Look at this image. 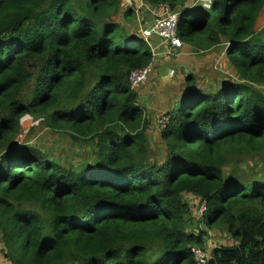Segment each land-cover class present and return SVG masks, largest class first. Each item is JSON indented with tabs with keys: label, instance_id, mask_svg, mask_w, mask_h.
<instances>
[{
	"label": "trees",
	"instance_id": "16d2710c",
	"mask_svg": "<svg viewBox=\"0 0 264 264\" xmlns=\"http://www.w3.org/2000/svg\"><path fill=\"white\" fill-rule=\"evenodd\" d=\"M142 2L178 12L177 37L195 51L222 45L239 77L212 90L188 82L157 129L161 151L129 84L152 52L116 21L121 0H0V252L10 264H197L191 247L205 250L220 228L234 243L208 250L205 264H264V0ZM26 115L85 157L60 163L19 142ZM245 159L257 167L235 168Z\"/></svg>",
	"mask_w": 264,
	"mask_h": 264
},
{
	"label": "crops",
	"instance_id": "0c3cea01",
	"mask_svg": "<svg viewBox=\"0 0 264 264\" xmlns=\"http://www.w3.org/2000/svg\"><path fill=\"white\" fill-rule=\"evenodd\" d=\"M132 1L135 3L137 2V8L140 7L142 19L146 22L144 27L161 13V9L158 5L151 6L143 3L142 0H121V11L123 12L125 7L133 8L132 5H130ZM191 2H193V0H187L186 3L188 4ZM194 2L204 8L200 0H194ZM136 10L137 9H135V11ZM120 25L122 26V24ZM127 32L135 33L133 31ZM160 40V38L154 35L146 40L153 56V71L150 73L147 80L136 89V101L144 108L149 127L151 119H153L158 112L164 113L166 111L165 113H167L174 109V104L180 99L181 93L186 89V84L188 82H194L197 88L204 90H212L211 88L218 87L221 82V75H218L217 68V64L220 60L218 54H216L214 50L216 47L222 45L204 51H198V53L204 52L205 55L200 58L195 57L194 59V57L192 58L190 56L191 50L193 49L190 45L183 43V48L177 51L175 56H170L166 54V46L162 44ZM221 53L223 55L225 54L224 48L221 49ZM193 55L196 56L197 51L195 52L194 50ZM171 68L174 69L176 73L172 77H169L167 73ZM155 78L161 80L159 84L154 82ZM199 82H206L207 85L200 86V84H198ZM168 83L171 84L170 87L165 86V84ZM1 247L2 244L0 241V250ZM0 264H10L3 258L1 252Z\"/></svg>",
	"mask_w": 264,
	"mask_h": 264
},
{
	"label": "rangeland",
	"instance_id": "374dc122",
	"mask_svg": "<svg viewBox=\"0 0 264 264\" xmlns=\"http://www.w3.org/2000/svg\"><path fill=\"white\" fill-rule=\"evenodd\" d=\"M137 3V2H136ZM134 1L131 2L130 5H132L134 9V13L131 15V17H128L127 19L124 18L122 15V11L115 16V19L118 23L122 24V26L127 31H133L135 33H138L140 35V31L143 30L145 21L142 19V15L140 13V7L136 5ZM130 7H125V9ZM135 9H137L135 11ZM264 26V25H263ZM223 47H216L215 53L218 54L219 63L217 64L218 68V75H222L221 77L230 78L233 81L239 82V77L237 76L236 72L231 68L230 64L227 61V58L225 57V54L223 55L221 53V49ZM194 49L191 50V57L195 59V57L200 58L205 55L204 52L197 51V55H193ZM196 52V51H195ZM220 52V53H218ZM222 54V55H221ZM176 73V72H175ZM160 79L155 78V83H160ZM219 81V80H218ZM200 86L207 85L206 82H199ZM166 87H170L171 84H165ZM256 88L261 89L264 91V82L260 84H256ZM179 105V100L174 104V109L172 111H176ZM170 106V105H169ZM168 107V106H167ZM166 112V111H165ZM164 112V113H165ZM158 112L157 115L151 119L150 127L147 129L148 137H150L152 141V145L155 149L158 151H161V139L159 132H157V129H159V121L161 117L164 115V113ZM146 114V113H145ZM26 118V119H25ZM147 118V115H146ZM20 126L21 129L17 135V140L22 141L24 140L27 142V144H31L34 147H37L41 149L43 152H45L49 158H51L53 161L58 162H73L78 163L82 160V156L85 157L86 155V147L82 146L79 142H72L67 137L66 134L62 132H53L50 129L46 128L41 120L34 119L33 117L26 115L20 120ZM160 130V129H159ZM156 132V133H154ZM248 165L250 167H257L255 163V159L253 160H242L240 163L237 164L236 167L240 169H249ZM229 167L227 166L225 168V171H228ZM187 201L191 200L189 198H185ZM195 205V204H193ZM202 208V207H201ZM200 213V211H199ZM195 218L194 221L195 222ZM189 228H191L193 235L196 236L197 232L200 230L201 226L195 227L194 224L191 225ZM234 242L231 240L229 235L227 234L226 230L223 228L218 229H209L206 234V241L204 244L205 250H211L215 246L220 245H230Z\"/></svg>",
	"mask_w": 264,
	"mask_h": 264
},
{
	"label": "built area",
	"instance_id": "2783aa9c",
	"mask_svg": "<svg viewBox=\"0 0 264 264\" xmlns=\"http://www.w3.org/2000/svg\"><path fill=\"white\" fill-rule=\"evenodd\" d=\"M204 9H208L212 0H200ZM158 6L161 13L157 15L150 23H148L143 30L140 31V37L146 41L150 36L154 35L160 38L161 43L166 46V54L175 56L177 51L183 48V42L177 37L178 12L171 11L168 4L160 3ZM153 64L150 63L142 68L132 70L129 75V84L136 90L142 83H144L151 71ZM175 74L174 69H169L167 76L172 77ZM168 115L164 114L159 121V129H162L164 124L168 122ZM202 207V208H201ZM205 209L204 205L199 207L202 212ZM199 213V212H198ZM191 252L197 264H205L207 260V251L199 247H191Z\"/></svg>",
	"mask_w": 264,
	"mask_h": 264
},
{
	"label": "clouds",
	"instance_id": "9594fccd",
	"mask_svg": "<svg viewBox=\"0 0 264 264\" xmlns=\"http://www.w3.org/2000/svg\"><path fill=\"white\" fill-rule=\"evenodd\" d=\"M152 63V62H151ZM19 142H21V141H19Z\"/></svg>",
	"mask_w": 264,
	"mask_h": 264
},
{
	"label": "flooded vegetation",
	"instance_id": "af4514ba",
	"mask_svg": "<svg viewBox=\"0 0 264 264\" xmlns=\"http://www.w3.org/2000/svg\"><path fill=\"white\" fill-rule=\"evenodd\" d=\"M152 71H153V70H152ZM152 71H151V72H152Z\"/></svg>",
	"mask_w": 264,
	"mask_h": 264
},
{
	"label": "bare ground",
	"instance_id": "6f19581e",
	"mask_svg": "<svg viewBox=\"0 0 264 264\" xmlns=\"http://www.w3.org/2000/svg\"><path fill=\"white\" fill-rule=\"evenodd\" d=\"M26 119V118H25Z\"/></svg>",
	"mask_w": 264,
	"mask_h": 264
}]
</instances>
